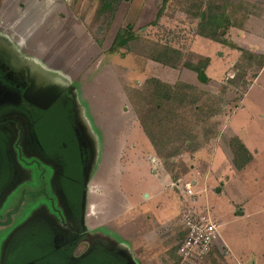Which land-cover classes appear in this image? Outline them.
<instances>
[{
    "label": "rangeland",
    "instance_id": "374dc122",
    "mask_svg": "<svg viewBox=\"0 0 264 264\" xmlns=\"http://www.w3.org/2000/svg\"><path fill=\"white\" fill-rule=\"evenodd\" d=\"M223 1L228 14L232 5L240 12L247 11L243 0H115L111 9L97 15L101 0H58L55 9L60 16L77 19L99 50L96 63L72 79L38 65L25 55L24 49H19L25 57L22 56L0 35V44L16 62L31 60L30 68H37L34 76L41 83L55 85L59 95L67 89L64 95L72 102L63 106V111L64 102L52 104L42 112L43 125H37L35 130L49 154L64 155L61 157L67 160L71 176L80 180L83 174L86 178V232L101 238L98 240L105 246L120 245L119 252L125 254V250L132 264H177L175 248L181 238L182 213L187 208L207 212L219 223L218 242L203 264H264V136L257 137L258 150L249 152L250 159L240 167L244 153L232 128L237 133L245 128L241 134L244 137L245 133L254 135L258 128L253 124L249 127L252 121L246 113L242 114V108L230 126L259 58L244 54L234 68H225L219 60L223 63L222 72L212 71L218 70L213 63L206 74L209 81L204 83L198 78L197 69L204 70L209 61L203 53H212L217 60L218 52L223 56L228 48L232 49L198 37L199 26L204 22L198 19L199 12L208 3L218 6ZM30 6L25 8L26 14ZM44 8L37 9L32 20L42 10L48 11L47 6ZM127 30L134 39L110 52L116 36ZM12 36L22 48L17 44L21 41ZM31 40L37 49L40 40ZM58 43L57 48L46 47L42 52L46 55L49 49L57 51L61 68L70 70L71 62L80 59L79 45L71 47L68 36ZM96 76L99 80L95 84ZM152 76L172 86L169 99L161 104L150 101L152 88L148 79ZM93 85H97L94 90ZM116 87L126 92V110L113 108V98L120 97ZM167 90L161 89L163 94H168ZM246 101L244 98L245 106ZM94 108L98 111L94 112ZM69 116L88 144L87 177L80 170L75 173L81 167L76 144L68 151L60 147L62 141L72 140ZM22 121L20 117L9 121L15 140L24 132ZM109 121L120 128L121 134H105L112 128ZM121 142L128 145L123 151ZM150 146L156 163L148 161V153L142 150ZM141 154L148 159L146 163ZM157 179L167 180L162 182L161 194L141 197V190L158 189ZM185 184H191L192 195H185ZM69 185L65 183V191L73 194L79 205L81 187L73 185L74 193ZM46 191L50 192L48 188ZM3 229L6 227L0 228V235L6 232ZM7 236L4 234L0 241L5 242ZM85 239L78 251L87 248Z\"/></svg>",
    "mask_w": 264,
    "mask_h": 264
},
{
    "label": "flooded vegetation",
    "instance_id": "af4514ba",
    "mask_svg": "<svg viewBox=\"0 0 264 264\" xmlns=\"http://www.w3.org/2000/svg\"><path fill=\"white\" fill-rule=\"evenodd\" d=\"M35 85L30 66L16 62L0 47V228L6 227L4 234L9 236L0 241V264H127L129 257L125 250V254L119 252L120 245L105 246L98 240L101 238L86 232L82 200L77 205L64 186L70 184L74 191L73 185L79 184L83 193L84 175L80 180L71 176L64 155L49 154L35 130L43 125L42 112L52 104L60 100L65 103H61L63 109L72 102L64 95L67 89L41 108L31 100L39 101L48 93L37 91ZM16 117L23 120L24 132L15 140L9 121ZM68 121L72 140L62 141L61 150H72L76 144L81 167L75 173L86 174L88 144L72 117ZM18 126L21 130L20 123ZM83 239L88 241L87 248L78 251Z\"/></svg>",
    "mask_w": 264,
    "mask_h": 264
},
{
    "label": "crops",
    "instance_id": "0c3cea01",
    "mask_svg": "<svg viewBox=\"0 0 264 264\" xmlns=\"http://www.w3.org/2000/svg\"><path fill=\"white\" fill-rule=\"evenodd\" d=\"M57 1L58 0H0V35L5 36L6 39L9 40V43H11L19 53V49H24L25 55L28 54L33 58V60H36L40 63L38 64L36 61H34L36 64L43 65L47 70H53L55 72L59 71L65 76L72 79L78 77L80 73L88 69L90 65L96 63L99 50L97 49V46L95 45L96 43L91 35H89L86 30H84V28L79 26V22L77 19H74L72 17L60 16V12L58 13L55 9V7L57 6ZM244 2L247 5L246 12L243 10L242 12H240L238 7L232 5L230 9L231 13L229 14L231 25L227 28L223 36V38L231 43L223 44H225L226 46L228 45L232 49L227 47L228 51L223 56H220V53L218 52L217 55L220 58L217 60L214 59L212 53H203V55H206V57L209 58V61L207 60L205 64L206 66L204 68L205 75L209 74L208 70L212 69L211 67L213 63L218 68V70L216 71L215 68L212 71H215V73H219L220 71L222 72L224 70L222 66L223 63H220L221 61L224 62L225 68H228L229 66L234 68V66H236L238 62L242 61V56L244 54L250 57L253 56V58H260L261 56H264V0H243V3ZM28 4H31V6L26 14L25 8L28 6ZM44 5L45 7L47 6L48 11L45 13V10H42L44 12H40L41 16H39V13V15H36L34 20H32L33 14L37 13L35 11L37 9H45ZM27 18L28 21L31 20L32 22L29 23L27 21ZM12 35H15L18 41H21L17 42V44L20 43L22 48H20L19 44H15V38ZM66 36H68L72 41L71 47H73V45H79L80 49V53H78L80 59L77 60L76 63H73V61L71 62L72 67L70 68V70H64L61 68L63 67L61 65L62 61L59 58L57 51L49 49L46 55L42 52L46 47H51L54 49L57 48L59 39ZM34 37L40 40V44L37 45V49L36 47L34 49V45L32 43L33 41L31 40ZM198 37L216 44L222 43L200 35H198ZM47 42L51 43V45H48ZM0 47L7 50L2 45H0ZM20 54L24 56L22 53ZM43 55L45 56L43 57ZM227 55H229V59L227 57V60L223 61L224 59H226ZM30 61V59H25L24 61H22V63L30 66ZM257 61L258 65L256 67V70L254 71L255 73L246 85V90L242 97L241 104L237 108L235 113H233V116L230 119V126L232 128L231 121H233V117L236 115L238 109L242 108V111L244 112L242 114L245 115L246 113L245 116L247 117V119L249 121H252L249 124V127L251 126V124H253V126L258 128L257 131L253 133L254 135L245 133V137L241 136L242 130H244L245 128L239 131L240 134L237 133L234 128H232L233 135L238 138L242 145L248 150V152L251 153L252 151L255 152L258 150L256 148V146L258 145V143L256 142L258 141L257 137L260 135L264 136V61L262 64H259V60ZM78 65H80L81 67H79ZM93 68L94 67L92 66L90 69ZM74 69L76 70L73 71ZM247 69L249 70L250 68ZM33 70L34 71H32V74L35 79L36 85L45 88L47 87L49 89L54 88L55 85L53 84L41 83V81H39L38 78L34 76L38 73L37 68H33ZM68 73H74V75L70 76ZM65 79L69 80V78ZM98 80L99 79L97 76L94 77L95 84L98 83ZM86 85L90 86V83L86 82ZM96 86H94L93 90L96 89ZM115 91L120 97L113 98L115 100V102H113V104H115L113 105V108L118 107V109H120L122 107L126 110V108L124 107V104H126L128 100L126 92L123 89L119 91L117 87L115 88ZM93 95L95 96L96 94L93 92ZM244 98H247V106H245V104L243 103ZM95 109L96 108H94V112ZM96 110L98 111V109ZM108 124L109 127L112 128L111 131L105 132L107 136L121 134V132H119L120 128L115 126L114 123H111L109 121ZM248 131L250 132V130ZM127 146L128 145H125L123 142H121L120 149L123 151V149L125 150ZM150 149H152L151 146L149 148L142 149L143 151H146L148 153H146L148 155L147 157L152 156V152L150 151ZM144 155L145 154H141L140 157L142 156L141 159L144 163H146L148 159L143 158ZM166 181V179H164L163 181L157 179V183L159 185L158 189L151 192L141 190V197H147L151 194H161L163 186L162 182L165 183ZM102 216L104 217V214Z\"/></svg>",
    "mask_w": 264,
    "mask_h": 264
},
{
    "label": "trees",
    "instance_id": "16d2710c",
    "mask_svg": "<svg viewBox=\"0 0 264 264\" xmlns=\"http://www.w3.org/2000/svg\"><path fill=\"white\" fill-rule=\"evenodd\" d=\"M101 1L102 2H101V5L98 9L97 15H100L103 12L107 11L108 9H111L112 3L115 0H101ZM217 5L218 6H215V5L213 6L210 3H208V4H206V7L203 8L199 12L198 19L200 20V22L201 21H204V22L202 25L199 26L200 28H199L198 34L200 36L212 39L214 41L231 44L228 40L223 38L227 28L231 25L230 15L228 13H226V7H227L226 3L223 1V3H221L220 5L219 4H217ZM133 39H134V35L129 30L124 31V33H122V34L120 33L116 36L111 47L109 48V51L114 52L115 50H117L120 47H125L128 45V42L133 40ZM173 51L175 52L174 49H173ZM151 58L154 59L155 61L162 62V60L157 58V57L151 56ZM263 61H264V56H261L259 58V64H262ZM174 65L175 64H173V66ZM197 71H198L199 80L201 82H204V83L207 82L208 78L206 77L203 68L202 69L198 68ZM148 81L151 84V88H152L150 93H149L151 102L161 104L162 101H166L169 99V97H170L169 92L172 89V86L169 83L162 82L160 79L155 78V77L148 79ZM159 87L161 89L163 87H166L168 89L166 93H168V94H163ZM62 110H65V109H62ZM235 139H236V141L238 140V143L241 147V151L244 153V160L242 162V165H240V167H241L244 164H246L248 162V160L250 159V157H249L250 153L242 145V143L239 141L238 138H235ZM157 153H158V149H157ZM180 232H181L180 233L181 234L180 240H181L184 236V230H181ZM178 244H179V242H178ZM177 247H178V245H177ZM177 247L175 248L176 251H177ZM177 260H178V257H177Z\"/></svg>",
    "mask_w": 264,
    "mask_h": 264
},
{
    "label": "built area",
    "instance_id": "2783aa9c",
    "mask_svg": "<svg viewBox=\"0 0 264 264\" xmlns=\"http://www.w3.org/2000/svg\"><path fill=\"white\" fill-rule=\"evenodd\" d=\"M156 163L155 156H149ZM191 184L184 185L185 195H192ZM184 236L177 247V264H203L219 239V223L209 213L187 208L182 213Z\"/></svg>",
    "mask_w": 264,
    "mask_h": 264
},
{
    "label": "water",
    "instance_id": "95a60500",
    "mask_svg": "<svg viewBox=\"0 0 264 264\" xmlns=\"http://www.w3.org/2000/svg\"><path fill=\"white\" fill-rule=\"evenodd\" d=\"M37 87L36 90L39 92H44V93H48V96L46 98L42 97L39 98L40 100L38 101L36 100H31V102L37 106H40L41 108H47L52 102L55 101V99L58 97L60 90H58L56 87L55 88H45V87H41L39 85H35ZM36 95V94H35ZM25 97H27V95H25ZM89 168V166H88ZM86 177H87V171H86ZM85 182H86V178H85ZM86 186V185H85ZM85 195H86V190H84L83 194H82V205H83V209H84V199H85ZM127 264H132L131 260H128Z\"/></svg>",
    "mask_w": 264,
    "mask_h": 264
}]
</instances>
